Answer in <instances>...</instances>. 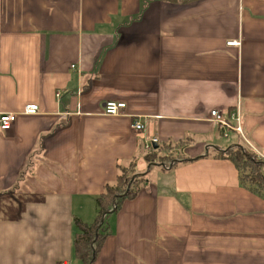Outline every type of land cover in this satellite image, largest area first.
Instances as JSON below:
<instances>
[{"label":"crops","instance_id":"0c3cea01","mask_svg":"<svg viewBox=\"0 0 264 264\" xmlns=\"http://www.w3.org/2000/svg\"><path fill=\"white\" fill-rule=\"evenodd\" d=\"M238 107L225 138L211 112ZM4 113L0 264H82L76 220L133 163L144 185L94 264H264V198L217 157L245 143L264 162V0H0ZM154 139L167 167L145 159Z\"/></svg>","mask_w":264,"mask_h":264},{"label":"trees","instance_id":"16d2710c","mask_svg":"<svg viewBox=\"0 0 264 264\" xmlns=\"http://www.w3.org/2000/svg\"><path fill=\"white\" fill-rule=\"evenodd\" d=\"M218 158L232 162L240 174L242 184L264 198V162L245 143L218 152ZM146 161L153 165L167 167L174 160L171 147L163 145L154 148L145 156ZM136 165L120 169L116 181L105 187L97 198L98 215L93 224H85L76 220L78 234L74 240V256L82 264H94L108 234L104 233V223H101L112 212L118 213L127 201L138 197L144 178L138 177ZM256 186H263L259 191ZM101 225V227H100Z\"/></svg>","mask_w":264,"mask_h":264},{"label":"built area","instance_id":"2783aa9c","mask_svg":"<svg viewBox=\"0 0 264 264\" xmlns=\"http://www.w3.org/2000/svg\"><path fill=\"white\" fill-rule=\"evenodd\" d=\"M229 46H239L237 41L229 42ZM59 96V95H58ZM127 105L122 102L109 101L105 104L104 114L107 116L117 117L123 115L126 111ZM39 113V107L35 104L25 107L23 114L25 115H37ZM18 115L16 113H4L0 114V137L2 133L11 131L15 125ZM211 120L218 128L220 134L227 138L231 133H237L243 135L241 112L238 107L236 110L224 113L221 110H214L211 112ZM131 128L136 132L145 131V125L134 117L131 123ZM158 143L157 139L151 140L146 143L147 151H152L153 146Z\"/></svg>","mask_w":264,"mask_h":264},{"label":"rangeland","instance_id":"374dc122","mask_svg":"<svg viewBox=\"0 0 264 264\" xmlns=\"http://www.w3.org/2000/svg\"><path fill=\"white\" fill-rule=\"evenodd\" d=\"M158 171V170H157ZM156 173H163V172H156ZM262 188H263V186H256V188L255 189H257V190H259V191H262ZM104 224H105V220H104Z\"/></svg>","mask_w":264,"mask_h":264},{"label":"water","instance_id":"95a60500","mask_svg":"<svg viewBox=\"0 0 264 264\" xmlns=\"http://www.w3.org/2000/svg\"><path fill=\"white\" fill-rule=\"evenodd\" d=\"M104 223V221L101 223V225ZM101 225H100V227H101Z\"/></svg>","mask_w":264,"mask_h":264}]
</instances>
